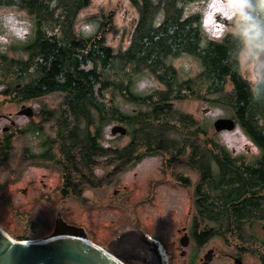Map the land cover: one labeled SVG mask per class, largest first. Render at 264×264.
I'll return each instance as SVG.
<instances>
[{
	"label": "trees",
	"instance_id": "1",
	"mask_svg": "<svg viewBox=\"0 0 264 264\" xmlns=\"http://www.w3.org/2000/svg\"><path fill=\"white\" fill-rule=\"evenodd\" d=\"M92 1L0 0V9L26 13L36 28L34 40L8 48L16 57L0 48V86H5L0 95L20 98V102L50 94L62 96L59 108L41 115L47 125L56 128V143L77 175L83 168L90 171L102 163L110 166L115 159L120 174L145 154L165 152L171 155L170 168L198 169L205 195L213 186L221 198L226 193L238 194L245 188L244 181L248 185L253 180L247 181L238 171L244 165L226 162L234 158L216 141L218 133L214 130L211 137L201 123L176 112L174 101L198 96L230 108L238 126L259 146V158L264 159V66L258 79L250 81L243 77L238 61L247 42L264 49V0H248L237 31L205 43L201 13L186 10L204 0H129L137 11V23L128 47L118 50L106 43L105 22L112 27L111 14L107 20L104 16L94 36L86 38L78 33V17ZM183 56L198 60L197 77H180L173 62ZM146 73L163 89L141 97L134 93V77ZM117 98L137 108L123 114ZM109 121L128 128L129 143L118 151L102 144V127ZM183 156L189 162L177 164L175 161ZM215 161V179L210 180L207 176ZM256 174L264 180V170ZM234 184L241 187L227 192L226 188ZM204 214L205 225L222 221L226 227L222 232L239 230L241 240L252 239L242 226L253 217L252 212ZM18 238L32 239L25 235Z\"/></svg>",
	"mask_w": 264,
	"mask_h": 264
},
{
	"label": "flooded vegetation",
	"instance_id": "2",
	"mask_svg": "<svg viewBox=\"0 0 264 264\" xmlns=\"http://www.w3.org/2000/svg\"><path fill=\"white\" fill-rule=\"evenodd\" d=\"M0 97L3 98L0 100V214L51 216L52 218L49 217L45 221V224L53 227L48 234L50 237L57 221L72 225L74 221L70 216L77 212L72 207V200H78L80 213L90 224L91 221L94 222L90 218L106 216L104 224H108L106 226L109 235L107 243H111V246L136 234H143L159 241L163 256L166 258L162 257V253H159L158 250L157 255L155 248L149 247L148 258H153L152 264H215L217 259H225L232 264H264V224L262 225V234L256 233L257 235H253L249 241L239 239V245H231L228 238L223 239L228 232H222L226 229L222 221L209 227L205 225L207 216L204 214L205 212L213 215L235 214L239 211L251 212V210H255L261 215L264 222V180H260L256 174V172L264 170V159L227 160L226 162L235 163L238 166L245 165L243 168H238V171L243 172L247 181L253 180L248 185L244 181L242 184L245 185V188L232 196H228L226 193L224 199L221 198V194H216L214 186L211 188V192L205 195V185H199L203 178L198 175L199 171L196 168L188 167V174L179 175L180 179H175L166 169L169 160H165L162 172H167L166 181H170L177 187L186 188L185 205L179 208L185 209L186 214L182 220L183 226L178 228L177 237L174 240L175 251L170 253L164 240L149 229L141 227L138 219L135 220V228L126 229L115 235L117 231L113 213H123V211L132 213L139 207V209H146V206L151 205H156L157 209L162 212L165 210L167 214L176 213L175 209L177 208L167 210L163 206L166 204L165 200L155 201L157 196L152 194L140 198L134 208L127 209L125 201L131 203L132 197L127 191L128 186L120 187L119 178L121 173L130 170L131 166L138 163L137 161H134L120 174L119 162L115 159L110 166L102 163L90 171L83 168L81 174L77 175V170L73 169L70 161L62 155L61 145L56 143V128L51 124L47 125L45 117L41 115L59 108V101L56 104L53 100H61L62 96L50 94L23 102L19 101L20 98L13 96L1 95ZM8 97L10 102L14 100L21 103L18 105L20 107L18 112L22 106L33 108V106L27 105L28 102H38L41 103V106L37 111L33 108V117L18 115V112V117H15L4 111ZM23 118L28 120L25 127L21 126ZM3 121L9 122V125H2ZM255 146L260 150L258 145L255 144ZM113 148L118 151V146H113ZM215 165L216 161L211 164V174L207 176L210 180L215 179ZM72 172L74 173L72 174ZM194 177L196 179L193 181ZM152 182L150 179L148 183L150 190L156 186L155 184L151 185ZM238 187H241V184L228 186L226 190L228 192V190ZM38 220V218H34L35 222ZM156 222L160 224L161 219H157ZM237 226L235 224L234 228ZM81 227L86 234L87 231H90L87 224H83ZM218 241L224 250H219L217 246H213L214 249L211 248L214 242ZM116 252L119 254L117 249ZM208 254H210V261L207 263L206 256Z\"/></svg>",
	"mask_w": 264,
	"mask_h": 264
},
{
	"label": "rangeland",
	"instance_id": "3",
	"mask_svg": "<svg viewBox=\"0 0 264 264\" xmlns=\"http://www.w3.org/2000/svg\"><path fill=\"white\" fill-rule=\"evenodd\" d=\"M248 0H204L198 4H192L186 7L187 12H200L201 27L205 35V42L207 39L221 40L228 33L236 32L242 24L247 8ZM113 16V25L109 26L105 22V29L108 31L106 35V43L114 48L125 49L129 45L131 33L137 23V11L129 0H93L92 4L85 9L78 17L77 31L80 35L86 38H90L96 34L100 29L102 22H104V16L106 20ZM32 19L24 12L12 8L0 9V48L8 49L31 42L36 37V28L32 23ZM115 31H111L112 28ZM8 53L12 56L14 52L8 49ZM18 56L26 57L23 54ZM240 64V71L244 78L255 81L258 79L261 68L264 66V49H261L258 44L247 42L243 47V51L238 58ZM174 66L179 70L180 77L182 79L195 78L200 73V65L197 59L191 56H183L173 62ZM163 86L159 85L155 77L149 73L136 75L134 77V93L141 96H149L154 94L158 90H162ZM5 86H0V91H4ZM57 95V94H51ZM1 96V95H0ZM7 105L4 111L11 113L13 116H17L20 102L7 98ZM107 99H110L107 94ZM0 100H3L0 97ZM210 99H203L201 97H191L182 101H174V108L178 113H184L191 116L195 121L201 123L210 136L213 135V124L218 118L232 117L231 109L223 104H216ZM53 101L58 103L60 99H54ZM118 108L123 114L132 113L137 107L134 104L128 103L121 98H117ZM27 105L33 106L35 111L40 109L41 103L28 102ZM27 118L21 120V126L27 125ZM9 125V122L3 121V124ZM115 124H120L127 127L124 123L109 121L103 125L102 129V144L106 146H118L124 147L129 143V137L121 135H112L111 129ZM202 140L204 139L201 138ZM216 141L224 147L234 159L242 158L246 160H254L259 158L261 150L253 144L251 139L245 134V132L237 126L233 131H223L218 133ZM142 152H140L141 154ZM139 154V153H138ZM187 156V155H186ZM183 156L178 159L177 164L187 163L189 160ZM171 155L165 152H152L145 154L142 158L137 159L138 163L130 167V170L120 174L119 185L128 186V190L131 194V203L127 200L125 204L127 209L134 208L136 202L145 197L146 195H155L156 200H165L166 204L163 206L167 210L171 208L176 210V213H168L164 210H158L156 205L146 206V209L137 208L135 212L129 213L123 211V213H113V217L116 220L115 229L116 234H120L126 229L135 228V220L138 219L141 227L149 229L156 233V235L164 240L167 249L170 253L175 251L174 240L177 237V230L183 226V217L186 214V210L179 209L185 204L186 188L173 185L167 180V172H162V166L165 160H169L167 168L169 174L175 179H180L179 175L188 174L187 168L179 167L170 168ZM176 162V161H175ZM138 164V165H136ZM245 166V165H244ZM191 168V167H190ZM198 170V169H197ZM177 173V175H174ZM199 176L200 173L198 174ZM197 175V176H198ZM152 179L151 185H156L152 190L148 188L149 180ZM196 178L192 179L193 181ZM201 182V181H200ZM216 194H219L216 192ZM72 207L77 212L72 214L70 218L72 226L81 227L83 224H87L90 231H87V236L97 246L104 248L106 251L113 253L111 243L108 242V224H104L106 216L90 218L91 224L80 213L79 201L72 200ZM253 217L249 220H245L242 223L243 229L248 232V237L262 234V225L264 222L261 219V215L255 210H251ZM38 218L37 222L34 218ZM51 216L47 215H24L16 216L11 214H0V227L14 240H20V235L33 238L34 240H42L47 238L48 234L52 231V226L45 224V221ZM52 218V217H51ZM18 219V221H17ZM157 219H161V223H157ZM51 220V219H50ZM49 222V221H47ZM51 223V222H49ZM236 224V223H235ZM236 231V230H235ZM233 233H227L223 239L228 238L231 245H239V236L237 230ZM257 233V234H256ZM237 234V235H236ZM49 237V236H48ZM29 240V239H26ZM213 246H217L219 250H224L221 243L214 242ZM142 250V246L139 247ZM126 264H130L122 258ZM178 264V263H177ZM215 264H232L225 259L215 261Z\"/></svg>",
	"mask_w": 264,
	"mask_h": 264
},
{
	"label": "water",
	"instance_id": "4",
	"mask_svg": "<svg viewBox=\"0 0 264 264\" xmlns=\"http://www.w3.org/2000/svg\"><path fill=\"white\" fill-rule=\"evenodd\" d=\"M18 115L33 117L34 110L22 106ZM237 126L236 120L230 117L218 118L213 124L217 133L233 131ZM127 133L128 128L120 124H115L111 129L112 135L126 136ZM149 247L155 248L157 255L159 251L166 258L159 241L143 234L131 235L125 241L116 242L112 246V254L89 240L82 227L60 221H57L53 234L42 240H14L0 227V264H126L122 258L130 264H152L153 258H148ZM209 256H206L207 263Z\"/></svg>",
	"mask_w": 264,
	"mask_h": 264
}]
</instances>
